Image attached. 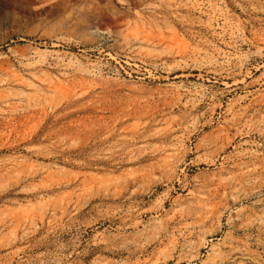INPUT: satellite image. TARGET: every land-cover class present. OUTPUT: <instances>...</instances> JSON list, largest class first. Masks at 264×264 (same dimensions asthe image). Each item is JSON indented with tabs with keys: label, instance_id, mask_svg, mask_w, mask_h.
Returning a JSON list of instances; mask_svg holds the SVG:
<instances>
[{
	"label": "rangeland",
	"instance_id": "rangeland-1",
	"mask_svg": "<svg viewBox=\"0 0 264 264\" xmlns=\"http://www.w3.org/2000/svg\"><path fill=\"white\" fill-rule=\"evenodd\" d=\"M0 264H264V0H0Z\"/></svg>",
	"mask_w": 264,
	"mask_h": 264
}]
</instances>
